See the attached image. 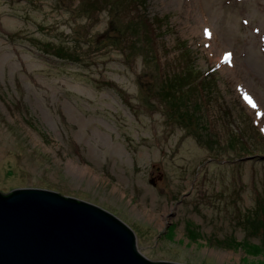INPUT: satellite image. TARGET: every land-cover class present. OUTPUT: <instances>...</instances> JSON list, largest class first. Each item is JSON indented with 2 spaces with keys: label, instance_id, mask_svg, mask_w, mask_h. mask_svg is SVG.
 Instances as JSON below:
<instances>
[{
  "label": "rangeland",
  "instance_id": "obj_1",
  "mask_svg": "<svg viewBox=\"0 0 264 264\" xmlns=\"http://www.w3.org/2000/svg\"><path fill=\"white\" fill-rule=\"evenodd\" d=\"M188 66L219 75L205 117L176 92ZM251 124L264 136V0H0V165L18 172L0 169L3 193L94 204L151 261L264 264L235 244L260 242L244 219L264 147H231Z\"/></svg>",
  "mask_w": 264,
  "mask_h": 264
},
{
  "label": "water",
  "instance_id": "obj_2",
  "mask_svg": "<svg viewBox=\"0 0 264 264\" xmlns=\"http://www.w3.org/2000/svg\"><path fill=\"white\" fill-rule=\"evenodd\" d=\"M135 245L129 225L94 204L43 188L0 191V264H181Z\"/></svg>",
  "mask_w": 264,
  "mask_h": 264
},
{
  "label": "trees",
  "instance_id": "obj_3",
  "mask_svg": "<svg viewBox=\"0 0 264 264\" xmlns=\"http://www.w3.org/2000/svg\"><path fill=\"white\" fill-rule=\"evenodd\" d=\"M182 47L187 52H191L192 50V48L189 47L186 43H184ZM44 50L49 53L53 51L54 55L58 58L77 61V56L71 54L70 52H68V50H61V51H54V50L50 51L48 49H44ZM186 54L187 53L185 52V55ZM188 68L189 69H187L186 75L184 76L180 75L182 79L184 80L183 82L184 86H186L185 92L182 89L177 90L176 92L181 91L182 94L184 93L187 94L186 96L187 98L184 101V103L186 104V107H188L190 104H193L191 100H192L193 93H195V96L197 98V101L200 104V107L203 106L204 108L203 109L201 107L202 110L204 111V113L202 111L203 116H204L205 108H206L205 103L210 101V99L212 98L213 92L217 89L216 84L219 79V75L217 74V70L212 67H208L204 71L203 70L201 71L200 69L194 66H188ZM163 83H164V80L162 84ZM162 84L161 86L163 87ZM174 85L176 86L177 84L174 83ZM164 88H163V93L167 90L168 92L170 91V89L168 88L164 89ZM186 94H184V96ZM207 120L211 121L208 116L206 117V122H207V126H210L208 124L209 121ZM251 125L252 126H249V127L251 128V132H252L251 135H253L252 140L247 139V137L243 133L241 126L234 125L235 128L232 129L235 137H233L231 147H234L235 152L237 153L239 157L244 156V155H247V156L257 155L256 152H259L261 149H255V148H257L258 146L264 147V136L261 135V132L255 125L253 124ZM211 130L213 129L211 128ZM253 142H257V143L253 145ZM257 198H258L256 200L257 205L255 208H253V212H251L250 216L245 217L244 225H246V230H250V231L252 230L253 234L258 233V237H259L258 240L260 242L253 243L250 245L248 243L246 244L245 241L243 243L235 242L237 248H240L242 250L244 249V251H246L249 254L255 253V252L256 254H259L261 252L262 253L264 252V195L258 196Z\"/></svg>",
  "mask_w": 264,
  "mask_h": 264
},
{
  "label": "bare ground",
  "instance_id": "obj_4",
  "mask_svg": "<svg viewBox=\"0 0 264 264\" xmlns=\"http://www.w3.org/2000/svg\"><path fill=\"white\" fill-rule=\"evenodd\" d=\"M232 59V58H231ZM14 167V162L12 161L11 158H6L5 160L2 161L0 165V169L6 172H11L12 176L14 177L13 179H18V172L17 169L13 168Z\"/></svg>",
  "mask_w": 264,
  "mask_h": 264
}]
</instances>
